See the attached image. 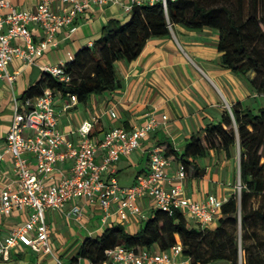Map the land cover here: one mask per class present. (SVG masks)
Masks as SVG:
<instances>
[{"label":"crops","instance_id":"1","mask_svg":"<svg viewBox=\"0 0 264 264\" xmlns=\"http://www.w3.org/2000/svg\"><path fill=\"white\" fill-rule=\"evenodd\" d=\"M10 1L21 9L33 10L41 0ZM126 4L128 0H121L119 4L92 5L78 14L74 32L68 33L66 27L58 28L57 45L47 48L35 58L34 63L27 64L17 57L8 63L7 70L17 73L11 86L5 79H0V151L4 152V160L0 162V188L15 185L10 155L5 152L13 97L22 98L26 89L42 75L43 65L65 63L79 48L91 46L110 20L125 21L129 16V11L124 8ZM49 6L54 11H60L62 4L53 0ZM29 28L33 41L43 34L37 25L30 24ZM217 38V32L208 27L189 29L173 24L168 34L149 39L135 59L115 61L119 87L92 94L85 102L77 101L68 109H63L68 95L55 93L53 104L58 130L66 140L77 145V127L84 120L95 119L90 138L96 145L95 162L100 163L106 150L100 147L99 142L108 129L118 126L130 130L144 124L150 117L155 118L157 125L140 141L139 147L122 155L102 174L104 178H114L120 186L133 185L148 172V152L152 146L163 148L170 144L179 153L192 136L203 135L206 124L216 123L223 110H230L236 103L252 111L264 105V96L257 94L248 81L254 76L253 71L242 77L221 65ZM11 43L23 44L24 41L14 37ZM110 111L115 116H111ZM30 163L34 161L30 160ZM179 163L178 159L169 160L165 166L169 177L176 176ZM69 166V160L56 163L52 180L57 181L67 173ZM238 180V149L226 156L222 149L214 148L193 162L182 181L183 193L191 200H202L208 194L226 199L234 192L233 187ZM137 203L140 207L138 214L129 216L127 220L110 215L104 226L99 224V205L86 203L81 198L67 201L59 210L47 209L44 214L53 255L35 253L28 246L18 243L11 248L8 260L0 258V264H58L56 259L63 264H91L80 257L70 261L82 240L100 234L104 228L115 223L123 225L129 232L137 231L154 208L148 197L138 198ZM74 205L83 207L80 222L71 214ZM28 211H14L10 216H1L0 237L21 224ZM185 216L187 225L193 226L195 220L188 214ZM216 220L207 227H214Z\"/></svg>","mask_w":264,"mask_h":264},{"label":"trees","instance_id":"2","mask_svg":"<svg viewBox=\"0 0 264 264\" xmlns=\"http://www.w3.org/2000/svg\"><path fill=\"white\" fill-rule=\"evenodd\" d=\"M173 24L214 29L221 65L242 77L253 71L248 81L264 96V0H167L165 9L159 2L133 6L124 23L110 20L91 46L79 48L64 63L67 81L43 71L22 98L37 97L49 88L85 102L92 94L113 90L120 86L115 61L135 59L149 39L168 34ZM235 147L239 190L224 200L214 227L188 226L182 211L154 207L135 232L115 223L85 237L70 261L80 257L102 264L106 251L117 245L139 252L167 250L179 243L189 264H264V105L252 111L236 103L223 110L216 123L206 124L201 137L192 136L179 153L170 144L161 148L168 160H179L186 174L209 150L222 149L230 156Z\"/></svg>","mask_w":264,"mask_h":264},{"label":"built area","instance_id":"3","mask_svg":"<svg viewBox=\"0 0 264 264\" xmlns=\"http://www.w3.org/2000/svg\"><path fill=\"white\" fill-rule=\"evenodd\" d=\"M53 0H41L33 10H25L10 0H0V79L11 86L17 72L7 70L13 58H20L27 64L49 48L57 45L58 28L66 27L68 33L76 30V17L92 5L119 4L121 0H59L60 11H54L49 4ZM159 2L165 9L167 0H128L124 6L130 11L133 6L150 5ZM30 24L39 26L43 34L36 41L31 39ZM23 39V44H12L11 39ZM64 63L43 65L44 72L58 81H67L69 76L63 70ZM54 95L49 88L34 98L13 97L12 117L5 135V152L10 155L15 175L14 187L0 188V217L10 216L14 211L29 209L26 219L13 227L7 235L0 237V258L9 259L11 248L18 243L28 246L35 253L53 255L48 239L45 210H59L74 198L86 203H97L100 208V226H104L110 215L120 220L140 212L138 198L148 197L156 208L167 212L174 209L188 214L201 228L207 227L217 218L225 199L208 194L202 200L188 199L183 193L185 178L183 165L179 163L176 176L171 178L165 171L169 160L161 146L154 145L148 152V172L131 186H120L114 178H104L103 173L122 155L139 147L140 141L157 125L150 117L144 124L130 130L114 126L108 129L99 142L106 151L100 163L95 162L96 145L90 138L95 119L84 120L76 129L79 141L74 145L66 140L57 128V112ZM68 101L63 109L77 102L74 94H67ZM111 116H115L110 111ZM165 120L166 116H162ZM4 152L0 151V162ZM33 160L34 163H30ZM69 160L68 172L57 181L52 180L54 166ZM239 190V182H238ZM71 214L81 220L83 207L74 205ZM58 264H63L56 259ZM179 243L167 250L142 249L139 252L117 245L106 251L102 264H188Z\"/></svg>","mask_w":264,"mask_h":264},{"label":"rangeland","instance_id":"4","mask_svg":"<svg viewBox=\"0 0 264 264\" xmlns=\"http://www.w3.org/2000/svg\"><path fill=\"white\" fill-rule=\"evenodd\" d=\"M127 19H128V18H127ZM127 19H126V20H127ZM126 20H125V21H126ZM125 21H123L122 23H124ZM235 149H236V147L233 149L234 152H235ZM233 191H234L235 193H238V181H237V183L235 182L234 187H233ZM193 226H194V227H198V224H197L196 222H193ZM257 229H259V227H258ZM260 235H261L262 237H264V231H260ZM223 263L228 264L227 262H222V261H217V262H215V263H213V264H223Z\"/></svg>","mask_w":264,"mask_h":264}]
</instances>
